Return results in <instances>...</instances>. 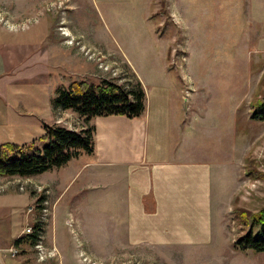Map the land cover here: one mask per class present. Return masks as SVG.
<instances>
[{
  "label": "rangeland",
  "instance_id": "1",
  "mask_svg": "<svg viewBox=\"0 0 264 264\" xmlns=\"http://www.w3.org/2000/svg\"><path fill=\"white\" fill-rule=\"evenodd\" d=\"M55 40L70 49L62 65L52 62L58 67L54 78L41 75L45 63H34L32 71L28 63L39 52H30ZM17 53L28 54V63L20 64L15 75L4 71L15 88L43 76L64 86L109 79L129 90L139 79L152 100L162 94L169 105L178 102L188 109L195 104L203 110L197 121L203 120L206 137L201 134L198 147L210 161L217 188L212 186V211L222 230L205 246L182 247L187 255L181 248L145 246L102 257L78 235L79 224H73L75 236L69 228L68 238L61 204L50 223L51 192L37 175L0 176V248L8 255L0 257V264H29L32 258L58 264L55 254L37 255V242L47 252L55 250L47 245L48 233L59 241L66 238L73 249L75 260L68 257L64 264H89L88 258L103 264H264V251L235 247L247 226L233 214L235 206L250 212L264 206V176L251 179L245 173L248 156L256 172L264 174V120L251 118L256 100L264 97V0H0V74ZM70 112L67 119L84 126L79 114ZM61 120L58 125L70 129ZM86 211L84 225L93 233ZM29 227L31 232L25 231ZM34 232L31 242L27 235Z\"/></svg>",
  "mask_w": 264,
  "mask_h": 264
},
{
  "label": "crops",
  "instance_id": "2",
  "mask_svg": "<svg viewBox=\"0 0 264 264\" xmlns=\"http://www.w3.org/2000/svg\"><path fill=\"white\" fill-rule=\"evenodd\" d=\"M68 49L55 40L36 51L29 49L30 53L39 52L29 63L28 54L17 53L9 66L2 68L0 143L31 141L43 135L41 122L62 123L58 118L76 129L81 127L67 119L70 109L52 107L50 99L57 81L42 76L39 82L15 88L11 78L4 77L5 70L15 75L13 71L26 62L30 69L34 63L47 64L40 66L44 70L41 75L54 78L51 73L58 67L52 62L61 60L62 65ZM145 102V113L139 117L106 115L83 121L85 127L92 128L93 152L81 153L60 168L37 174L51 192L50 223L56 217L54 209L61 204L68 238L66 221L79 224L77 232L98 256L145 246L181 248L179 251L187 255L184 249L205 246L222 230V221L212 211V186H216L212 184L210 161L205 149L198 147L201 134L206 137L203 120L197 121L203 110L195 104L188 109L178 102L169 105V98L162 94L154 100L146 95ZM67 193L70 196L66 199ZM86 209H90L93 233L84 225L85 215L89 216ZM47 243L55 248L56 263L64 264L68 257L75 260L66 238L59 241L48 233ZM2 249L0 257L8 258ZM6 263L12 264L9 260ZM29 264L38 263L32 258Z\"/></svg>",
  "mask_w": 264,
  "mask_h": 264
},
{
  "label": "trees",
  "instance_id": "3",
  "mask_svg": "<svg viewBox=\"0 0 264 264\" xmlns=\"http://www.w3.org/2000/svg\"><path fill=\"white\" fill-rule=\"evenodd\" d=\"M260 81V80H259ZM145 91L137 80L129 90L109 79L96 83L74 80L68 85H58L50 99L53 108L71 109L87 122L96 116L124 115L139 117L146 110ZM252 119L264 120V97L257 99L252 109ZM43 135L31 141L17 144L0 143V176L29 177L40 174L54 167L65 165L81 153L94 150L92 128L82 126L79 130L67 129L58 124L41 122ZM245 173L251 179L261 178L248 156L245 157ZM42 196L39 197V200ZM234 218L242 226H247V233L238 238L237 248L264 251V206L250 212L241 206L233 207ZM38 228V225H35ZM32 239L36 232L27 235ZM20 241V240H19Z\"/></svg>",
  "mask_w": 264,
  "mask_h": 264
},
{
  "label": "built area",
  "instance_id": "4",
  "mask_svg": "<svg viewBox=\"0 0 264 264\" xmlns=\"http://www.w3.org/2000/svg\"><path fill=\"white\" fill-rule=\"evenodd\" d=\"M57 122H62V120L61 119H58L57 120ZM69 127H70V129L71 130H77L76 128H74L73 126H71V125H69ZM82 127V126H81ZM79 129V128H78ZM46 203V202H45ZM43 210V216H42V218L43 219H45V216L47 215V208H43L42 209ZM66 224L68 225V227L71 229V232H72V234H73V236H75V230H74V225H73V222H71V221H66ZM30 229H31V227H29L27 230H25V231H28V232H31L30 231ZM76 238V237H75ZM35 248H36V250H37V255H38V258L39 259H43L45 256H52L53 254H54V249L52 250V251H50V252H47V251H45V249L43 248V246H42V244H40L39 242H37L36 244H35ZM13 254H14V251H13ZM13 256V255H12ZM47 256V257H48ZM87 258L88 257H86V256H82L81 257V260L82 261H86L87 260ZM88 262H89V264H103V263H101V262H96V261H92V259H91V261H90V259L88 258ZM91 262V263H90Z\"/></svg>",
  "mask_w": 264,
  "mask_h": 264
},
{
  "label": "bare ground",
  "instance_id": "5",
  "mask_svg": "<svg viewBox=\"0 0 264 264\" xmlns=\"http://www.w3.org/2000/svg\"><path fill=\"white\" fill-rule=\"evenodd\" d=\"M65 35H66V33H65Z\"/></svg>",
  "mask_w": 264,
  "mask_h": 264
}]
</instances>
